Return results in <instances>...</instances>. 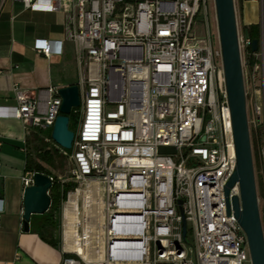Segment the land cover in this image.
Here are the masks:
<instances>
[{"label":"built area","instance_id":"2783aa9c","mask_svg":"<svg viewBox=\"0 0 264 264\" xmlns=\"http://www.w3.org/2000/svg\"><path fill=\"white\" fill-rule=\"evenodd\" d=\"M6 2L61 14L78 67L80 105L70 111L78 120L67 160L75 182L100 189L95 229L79 236L100 249L80 260L64 256L61 264H251L224 197L236 157L218 34L214 45L209 33H192L207 0H1L0 6ZM259 4L258 50L251 51L248 37L239 38V48L247 54L241 67L249 131L261 128L264 167V0ZM61 47L38 40L34 50L48 59ZM13 92L16 104L0 106V119L18 120L24 132L59 147L50 136L60 115L58 88L47 87L43 101ZM163 147L175 152L159 154ZM33 174L22 176L23 191ZM232 196L239 197L237 185Z\"/></svg>","mask_w":264,"mask_h":264},{"label":"crops","instance_id":"0c3cea01","mask_svg":"<svg viewBox=\"0 0 264 264\" xmlns=\"http://www.w3.org/2000/svg\"><path fill=\"white\" fill-rule=\"evenodd\" d=\"M237 1L241 26L258 25L259 0ZM63 23L61 14L32 12L18 2L0 6V106L16 104L14 88L43 101L47 87L59 89L77 84L73 79L78 75L74 48L63 39ZM38 40L62 42L61 52L54 51L48 59L39 55L34 50ZM255 131L261 134L260 127ZM35 135L24 132L18 120L0 119V264H61L69 254L55 234L46 235L53 243L43 240L31 218L29 231H22L21 178L31 137ZM88 219L87 215L85 221Z\"/></svg>","mask_w":264,"mask_h":264},{"label":"water","instance_id":"95a60500","mask_svg":"<svg viewBox=\"0 0 264 264\" xmlns=\"http://www.w3.org/2000/svg\"><path fill=\"white\" fill-rule=\"evenodd\" d=\"M213 3L236 157L235 170L224 188L225 203L227 213L233 212L246 236L251 264H264V235L258 208L234 0H213ZM257 50L258 40H251V51L255 53ZM58 94L61 98L60 115L54 121L50 136L57 146L69 150L74 136L68 127L69 114L71 108H78L80 105L78 87L70 85L59 88ZM158 152L173 154L175 150L163 147ZM236 185L239 197L232 196L229 199V192ZM51 186L48 176L33 174V184L23 191V232L29 231L31 216L42 215L48 211V191ZM177 204L182 216L181 201ZM185 232L186 223L182 216L183 235Z\"/></svg>","mask_w":264,"mask_h":264},{"label":"trees","instance_id":"16d2710c","mask_svg":"<svg viewBox=\"0 0 264 264\" xmlns=\"http://www.w3.org/2000/svg\"><path fill=\"white\" fill-rule=\"evenodd\" d=\"M242 33L250 40H257L259 37V27L258 25L242 26ZM248 51L250 52V48ZM75 123L73 122L71 125L73 126ZM250 141L254 163H258L259 173L261 175L258 181V197L262 201L261 222L264 225V173L261 168V164L263 167V163H261L262 161L259 155L261 134L258 131L251 132ZM30 147H32L33 153L31 154L28 152L26 154L24 172L45 174L46 176L52 177L54 180L48 191L50 198V207L48 211L42 215L31 216V223L43 240L48 243H53L46 235H50L52 230L55 231L58 229L60 202L65 201L68 192L76 187L75 184L72 183H62L61 178L54 174L58 162L61 164L63 160H67L68 152L59 147L50 146L49 143L43 141L37 135L31 137Z\"/></svg>","mask_w":264,"mask_h":264},{"label":"rangeland","instance_id":"374dc122","mask_svg":"<svg viewBox=\"0 0 264 264\" xmlns=\"http://www.w3.org/2000/svg\"><path fill=\"white\" fill-rule=\"evenodd\" d=\"M234 6H235V13H236L238 37L240 39L241 38L243 39L245 37V35H243V33H242V26H241V24L239 22V18H238V7L239 6H238L237 0H234ZM192 33L197 38H204L207 36V33H209L210 37L214 40V45L217 44V26H216V18H215V10H214L213 0H207L205 17H204V14L202 12H199V14L195 17L194 22H193V26H192ZM240 55L243 59L246 58V56H247L246 51L244 49H241ZM73 79H75L76 82H78L79 75H77V73H76L73 76ZM69 116H70L69 130L72 131L73 133H75L76 129H77L78 118L75 116L73 111L69 114ZM73 122L74 123L76 122V123H75V125L72 126L71 124H73ZM251 132H253V130L250 128V134H251ZM43 135L49 136V132H45V133H43ZM251 149H252V147H251ZM66 151L68 153L71 152L70 149L66 150ZM28 152L31 154L33 153L32 147L29 146ZM252 157H253V155H252ZM253 167H254L255 183H256L257 198H258V208H259V214H260V218H261L262 201L258 197V195H259L258 181H259V178L261 175L259 173L258 163L255 164L254 159H253ZM261 168H262V171L264 173V169L262 167V164H261ZM69 169H70V166H69L68 160H63L61 164H60V162H58L57 168H56L55 173H54L55 175L59 176V178H61L62 183H72V184H75V186H76L73 190L68 192L65 201L60 202L59 227L55 231L52 230V234H55L59 238L61 245H63V240H61V236L63 233V225L64 224H70V227L71 226L73 227V226H75V224H73V223L78 222L80 224V226L78 227V233L80 235L82 233L83 222L85 221V217H87V215H88V217H90L91 219H88L86 221L89 222V224L91 223L90 225L92 226V228L94 227V229H95L96 224H95V219H93V217L98 216V214L100 213V209H101L100 205L98 207L93 205V207L91 206L93 211L91 208H89L85 213L83 212L84 210H83L82 200H83V196L85 195V191H89V190L92 191L93 190V192H94L96 190V188H98V185H96L94 182H91L89 180H86V181L81 182V183L75 182L69 176ZM88 186H89V188H88ZM71 194H73V196H75V197L69 198V196ZM100 194H101V192H100ZM68 202L75 203V205H77V207H78V212L76 213L75 216H73L72 222H71V220L70 221L68 220L67 222H63L62 216H63L64 212L67 213V217L68 216L72 217L70 215L71 214V208H70L71 206L69 205ZM98 209H99V211H98ZM261 224H262V222H261ZM94 229H92V231ZM262 230H263V235H264V225L263 224H262ZM187 239H188V241H190L189 235H188ZM96 248L97 247L93 243V244H91V246H87L86 250L87 251H89V250L94 251ZM66 256H69L75 260H80L78 255H76V254H67Z\"/></svg>","mask_w":264,"mask_h":264},{"label":"bare ground","instance_id":"6f19581e","mask_svg":"<svg viewBox=\"0 0 264 264\" xmlns=\"http://www.w3.org/2000/svg\"><path fill=\"white\" fill-rule=\"evenodd\" d=\"M89 186H88V188H89ZM97 194H100L99 187L96 188V190L94 192H93V190L92 191H90V190L85 191V197H84V200H82V201H84V205H85L84 208L86 209L85 211H87L89 208H91V206L93 207V205L97 206V207L100 205V197H97ZM71 195H73V194H71ZM68 203L71 206L70 207L71 208V214L70 215L72 217L68 216L69 217L68 218L67 213L64 212L63 216H62L63 222H67L68 220L69 221L71 220V222H72L73 216H75L76 213L78 212L77 205H75L74 203H71V202H68ZM92 211H93V209H92ZM98 211H99V209H98ZM73 224H75V226H73V227L72 226L70 227V224H64L63 225V233H62L63 248L68 252H72V253H75L79 256L86 257L85 251H86V246H88V242L85 241L84 243H82V241H81L82 239H80V237H79L80 235L78 233V227L80 226V224L78 222L73 223ZM90 224L87 221L83 222L82 232L84 235H86L87 233H92V229H94V227L92 228V226ZM96 249H100V248L97 247Z\"/></svg>","mask_w":264,"mask_h":264}]
</instances>
